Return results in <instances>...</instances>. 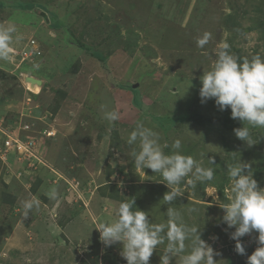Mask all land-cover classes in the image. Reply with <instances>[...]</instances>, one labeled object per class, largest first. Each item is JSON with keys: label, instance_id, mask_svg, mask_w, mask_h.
<instances>
[{"label": "rangeland", "instance_id": "obj_1", "mask_svg": "<svg viewBox=\"0 0 264 264\" xmlns=\"http://www.w3.org/2000/svg\"><path fill=\"white\" fill-rule=\"evenodd\" d=\"M0 3V23L14 22L22 36L14 47L38 50L32 60L14 54L0 61V264H126L121 245L105 248L95 228L125 200L134 199L153 223H167L162 197L169 189L159 173L137 169L131 157L139 141L129 145L127 138L137 122L159 133L166 154L180 139L185 155L214 169L212 181L188 187L172 206L201 227L220 253L217 264H247L258 233L241 238L246 252L238 254L218 203H227V165L238 158L264 187V129L252 130L251 146L239 140L233 130L243 124L230 108L220 111L212 99L201 103L199 77L223 43L241 61L264 57V0ZM204 32L211 39L199 48ZM77 41L107 57L111 73ZM28 77L41 80V88L29 89ZM111 110L120 119L109 125L104 113ZM194 113L230 119L232 127L188 121ZM8 138L13 146L2 153ZM32 140L37 148L27 151ZM52 188L55 199L46 194ZM32 199L39 207L23 218L22 204ZM164 247L150 264H160Z\"/></svg>", "mask_w": 264, "mask_h": 264}, {"label": "clouds", "instance_id": "obj_2", "mask_svg": "<svg viewBox=\"0 0 264 264\" xmlns=\"http://www.w3.org/2000/svg\"><path fill=\"white\" fill-rule=\"evenodd\" d=\"M20 39L22 36L14 22L0 23V61H11L15 51L20 50L14 47ZM210 39L211 33L204 32L196 40L197 47L204 48ZM229 48L227 43L219 45L213 65L199 77V97L201 103L214 100L220 111L230 108L231 118L243 124L233 130L235 136L251 146L256 143L252 130L264 129V57L255 55L241 61ZM104 119L112 125L120 119V113L118 110L105 111ZM137 141L139 150L131 153L135 167L159 173L161 182L169 189L162 197L163 204L168 205L167 223H153L147 212L136 206L134 199L125 200L119 203L113 218L95 227L100 232V241L105 248L119 243L120 255L126 264H150L153 252L160 245H165L160 264H172L173 258L178 256L180 264H217L214 257L220 253L202 238L201 227L186 223L181 211L172 206L188 187L212 181L214 169L185 155L180 139L173 141V151L166 154L164 148L168 145H162L159 133L143 122H137L127 138L129 145ZM208 161L215 164L214 157H208ZM227 174L231 194L227 203H218L224 211L222 221L228 229H234L230 238L236 242L235 251L240 255L246 252L241 238L258 233V246L247 256V264H264V187L255 179L251 164L239 158L227 165ZM190 175L191 178L186 179ZM46 194L50 199L57 197L55 188ZM38 207V200L24 201L23 218ZM188 211L198 210L190 208Z\"/></svg>", "mask_w": 264, "mask_h": 264}, {"label": "trees", "instance_id": "obj_3", "mask_svg": "<svg viewBox=\"0 0 264 264\" xmlns=\"http://www.w3.org/2000/svg\"><path fill=\"white\" fill-rule=\"evenodd\" d=\"M27 7L28 8H26V9H29V10H33L35 8L34 5H28ZM0 8H4V5L1 4V3H0ZM52 15H54V14H52ZM53 26L57 29V26H59V23L55 22L53 24ZM78 44H79L80 47H82V49H84L86 51H90V53L101 62V67L106 73H111L110 68L108 67V65H106L107 57H105L103 54L99 53L98 51H94V49L91 46L84 45V44H82L80 42H78ZM116 85L119 86L120 84L117 82ZM122 86L126 87L125 85H122ZM128 86L132 87L131 85H128ZM186 119L188 121L195 122V123H197L199 125L209 124V125H213V126H223V127H226V128L232 127L231 120L230 119H226V118H215V117L214 118L213 117L205 118L201 114L194 113V114H190V115L186 116Z\"/></svg>", "mask_w": 264, "mask_h": 264}, {"label": "built area", "instance_id": "obj_4", "mask_svg": "<svg viewBox=\"0 0 264 264\" xmlns=\"http://www.w3.org/2000/svg\"><path fill=\"white\" fill-rule=\"evenodd\" d=\"M31 47H33V46H30V47H25V48H23V49H20V50H16L15 51V55H19V56H22V58L25 60H32V57H33V55H34V53H38L37 51L38 50H36V48H35V50H34V48L32 49ZM33 140L30 142V144H29V146H30V148H28V150L27 151H30V149L31 150H33L34 148H37L36 147V142H33ZM13 143H14V139L13 138H8V139H6V141H5V145H3V147H4V150L2 151V153H6V152H8V150H9V148H11L12 146H13ZM20 144H18V146H19ZM34 147V148H33ZM26 149V148H25ZM32 154V153H31ZM2 155V154H1Z\"/></svg>", "mask_w": 264, "mask_h": 264}, {"label": "bare ground", "instance_id": "obj_5", "mask_svg": "<svg viewBox=\"0 0 264 264\" xmlns=\"http://www.w3.org/2000/svg\"><path fill=\"white\" fill-rule=\"evenodd\" d=\"M142 2V1H141ZM140 7V6H138ZM141 8V7H140ZM145 10V9H144ZM147 11V10H146ZM140 12H142V10H140ZM145 18V17H144ZM27 86L29 87V89L33 90V91H37L39 90L41 87L39 86V84H37L36 82H32L31 80H27Z\"/></svg>", "mask_w": 264, "mask_h": 264}, {"label": "water", "instance_id": "obj_6", "mask_svg": "<svg viewBox=\"0 0 264 264\" xmlns=\"http://www.w3.org/2000/svg\"><path fill=\"white\" fill-rule=\"evenodd\" d=\"M31 80L32 82H36L37 84L41 85L42 84V81L41 80H37L35 79L34 77H28L27 80Z\"/></svg>", "mask_w": 264, "mask_h": 264}]
</instances>
